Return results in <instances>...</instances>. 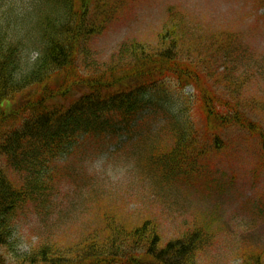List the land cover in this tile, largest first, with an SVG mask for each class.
<instances>
[{"label": "trees", "instance_id": "16d2710c", "mask_svg": "<svg viewBox=\"0 0 264 264\" xmlns=\"http://www.w3.org/2000/svg\"><path fill=\"white\" fill-rule=\"evenodd\" d=\"M16 3L0 0V264H5L1 249L11 245L14 220L26 208H40L48 227L58 224L50 216L60 159L69 161L92 139L135 130L141 121L134 116L140 111L162 114L165 131L173 133L174 143L166 151L154 141L145 147L147 162L164 178L186 172L185 164L203 154L194 152V117L202 119L204 135L215 139L230 125L256 136L264 160L261 124L247 116L239 101L216 94L217 81L234 87L228 63H238L234 55L239 50L230 38L218 39L211 50V57L225 66L204 67L209 58L199 56L184 63L187 32L181 23L171 22L158 33L156 49L123 42L101 69L82 73L77 57L103 31L109 14L121 9L122 0ZM195 38L190 36L194 41L189 43L197 49ZM187 85L199 100L188 99L182 91ZM6 121L12 126H5ZM118 222L105 224L103 235L94 231L100 228L92 229L65 249L42 242L24 260L10 264H197L198 252L208 243L199 227L162 243L158 227L149 220ZM242 264L263 263L253 256Z\"/></svg>", "mask_w": 264, "mask_h": 264}, {"label": "rangeland", "instance_id": "374dc122", "mask_svg": "<svg viewBox=\"0 0 264 264\" xmlns=\"http://www.w3.org/2000/svg\"><path fill=\"white\" fill-rule=\"evenodd\" d=\"M17 1L19 7L27 3ZM122 2L121 9L109 14L103 31L77 57L82 73L101 69L123 42L134 41L156 49L158 33L176 21L187 32L185 47L189 51L181 56L184 63L198 55L202 61L209 58L204 67L211 63L216 70L217 66H225L222 60L206 54L200 44L197 51L189 43L194 41L190 36L208 43L225 34L238 47L239 55H234L238 63H228L230 71L236 69L232 68L233 89L217 81L216 94L225 100L240 101L236 102L241 109L264 131V0ZM184 91L192 92L189 86ZM190 96L199 100L196 93ZM147 112L153 116L150 110ZM155 118L149 120L150 125L143 121L140 131L92 139L84 149L69 155V161L61 158L56 167L57 192L51 201L50 216L58 224L48 227L41 219L40 208H26L14 220L11 245L1 249L4 263L24 260L42 242L65 249L94 228H100L94 230L98 234H106L108 231L102 229L105 224L122 221L139 225L149 220L158 227L162 243L201 228L208 243L198 252L197 264H242L253 256H259L264 264V160L258 138L235 125L225 127L217 132L216 143L209 138L201 144L216 150L193 165L185 164L186 172L163 178L147 162L145 147L155 132L158 134L153 145L163 152L171 148L173 140L160 132L165 131L164 116ZM193 122L194 131L201 135L202 119L194 117ZM192 169L195 171L190 173ZM5 173L17 179L18 175Z\"/></svg>", "mask_w": 264, "mask_h": 264}, {"label": "bare ground", "instance_id": "6f19581e", "mask_svg": "<svg viewBox=\"0 0 264 264\" xmlns=\"http://www.w3.org/2000/svg\"><path fill=\"white\" fill-rule=\"evenodd\" d=\"M34 54H35V53H34ZM78 58H80V57L78 56ZM5 123H6V124H4V125L6 126V125H8L9 122L6 121ZM9 126H12V124L9 123ZM121 133H122V132H121ZM121 133L119 132L118 135H120Z\"/></svg>", "mask_w": 264, "mask_h": 264}]
</instances>
